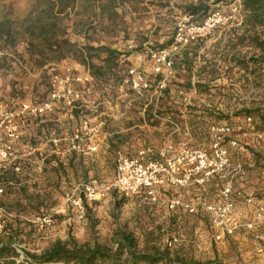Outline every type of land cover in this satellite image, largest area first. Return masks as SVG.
<instances>
[{
	"label": "rangeland",
	"instance_id": "1",
	"mask_svg": "<svg viewBox=\"0 0 264 264\" xmlns=\"http://www.w3.org/2000/svg\"><path fill=\"white\" fill-rule=\"evenodd\" d=\"M81 1H78L75 9L58 15L51 0H0V50L5 63L2 66L13 67L12 62H15L17 74L26 78L21 83L27 81L31 84V88L25 91L21 86L19 92L48 97L52 77L62 74L67 66L75 72L89 71L81 63V50L86 45H107L122 56L129 53L131 60L123 56L119 60L121 65L110 70L108 68L105 74L93 77L96 80L94 92L113 100L126 99L125 103H119V108L128 111L129 127L133 126L134 121L137 124L139 121L142 127L115 135L120 145L105 150L102 160H83L63 170L65 176H70L67 178L69 182L60 185L54 182L49 190H45L40 182L31 185V188L17 190L7 185L5 192L0 194V211L3 212L0 220H5V226L7 224L11 230L8 234L0 235V242L9 244L13 240L14 248L23 255L27 252L41 253L57 239L67 240L70 235L79 243L97 242L116 249L120 234L124 231L133 234L136 251H167V258L175 261L154 264H181L182 260L190 264H264V260H258L253 255L250 239L230 238L222 243L215 242L209 229L199 226L201 221L198 217L168 209V197L162 196L160 203L150 204L142 202L138 197L124 196L112 186L117 161L121 156H137L144 151L148 160L155 159L172 139L175 142L185 141L181 134L174 132L169 120H176L182 126L189 127L192 136L196 133L201 142L207 143L209 140L204 131L210 118L215 116L217 110L214 105L219 104V97L226 95V103H230L228 98H233L235 94L232 93L236 91L241 105L247 104L251 109L264 108V63L255 64L249 59L259 54V50L255 53L251 46L245 48L247 52L243 57H247L249 62L247 70L231 68L228 59L225 61L221 58L232 54V49H228L226 43L230 29L240 26L242 22L244 12L240 6L241 0L230 4L218 0H118L116 15L113 13L111 17L101 15L100 0L93 7L90 6L87 12H84ZM190 6L205 9L199 12L200 15L220 12L230 18L216 25L211 33V36H218V57L214 56L215 50L211 48L215 43L211 42L215 41V38L210 39L211 36L200 43L191 44L195 48L188 51L186 47L177 50L174 55V74L164 87L169 88L166 94V90L160 91L158 88L157 82L162 76L153 71L149 51L171 45L173 35L178 25L185 20ZM55 39H60V46H63L66 53L62 58L58 53L49 52L51 42H55ZM130 46L134 52L132 55ZM40 51L48 53V58L42 56ZM93 55L94 63L102 65L106 53ZM130 67L137 68L149 80L150 87L142 94L137 93L129 82ZM217 78L220 79L218 86L215 81ZM198 80L207 87L200 89L187 86L188 81L195 83ZM227 80L233 81L234 86L229 85ZM135 111H141L142 118L134 116ZM84 115L86 113L82 115V120L85 119ZM254 119L259 121L257 117ZM242 120L240 116L239 121ZM118 121L125 119L106 120V124L117 127L120 125ZM95 127L98 131H95L94 140L98 147L100 127ZM240 139L244 143H252L253 140L248 135H242ZM190 144L200 143L193 141ZM249 147L253 151L250 156L255 158L249 180L255 183L264 169V164H261V161L264 162V140ZM10 177L12 175H6V178ZM4 180L1 178L0 182ZM70 180H75V187L92 183L96 188V199L89 202V211L84 220L78 221L75 217L70 220L72 214L60 210L65 192L74 189ZM196 193L186 194L182 190L173 192L185 200L195 198ZM206 195L208 201H213L216 192L211 189ZM20 211L28 213V218L25 216L20 219L17 214ZM43 213L53 214V227L39 229L36 226L34 220ZM127 258L126 255L122 256L125 261L121 264H134Z\"/></svg>",
	"mask_w": 264,
	"mask_h": 264
},
{
	"label": "built area",
	"instance_id": "2",
	"mask_svg": "<svg viewBox=\"0 0 264 264\" xmlns=\"http://www.w3.org/2000/svg\"><path fill=\"white\" fill-rule=\"evenodd\" d=\"M228 18L230 16L214 12L201 23H193L191 17L186 15L185 20L178 25L169 47L149 51L153 71L162 76L157 82L160 91L174 74V55L177 50L209 38L216 25ZM128 72L129 82L137 93L142 94L150 87L147 77L137 68L130 67ZM52 80L47 99L24 102L20 116H45L54 110L56 102L66 101L71 104L80 100L84 91L79 90V86L87 85L93 77L89 71L75 72L67 66L62 74L55 75ZM227 82L234 86L233 81ZM232 94L235 95L228 98L230 103H226L227 97L224 95L219 97V104L214 105L218 112L215 111V116L210 118L204 131L209 140L207 143L192 145L172 139L155 159L148 160L144 151L137 156H121L117 161L112 186L124 196L138 197L150 204L160 203L162 196L168 197V209L198 217L202 227L205 226L212 233L215 242L222 243L230 238L250 239L253 255L258 260H264V169L255 185L249 180L255 165V158L250 156L253 151L249 146L260 144L264 140V131L256 130L252 116L244 115L243 120L239 121L240 117L233 115L239 97L236 91ZM221 114L230 116L221 121L217 118ZM13 118V111L0 101V127L9 128L10 137H15L17 130L13 124L7 126ZM169 123L175 133L185 131L191 134V129L178 121L171 119ZM95 128H91L89 121L84 119L82 127L74 136L73 149L95 152L98 148L94 140L98 129ZM242 135L251 136L252 143H244L240 139ZM14 158L15 152L11 145H0V171L7 169ZM261 164L264 162L261 161ZM211 189L215 190L216 195L213 201H208L206 194ZM181 190L186 194L197 193L195 198L185 200L173 194ZM3 192L4 189L0 187V194ZM94 199L95 186L92 183L80 184L65 193L61 208L72 214L70 220H74V217L78 221L84 220L87 215L86 205ZM0 214L3 212L0 211ZM34 223L39 229H49L54 226L55 217L52 213H43L36 217ZM4 228L5 220H0V232ZM19 254L20 259L24 258L23 253Z\"/></svg>",
	"mask_w": 264,
	"mask_h": 264
},
{
	"label": "crops",
	"instance_id": "3",
	"mask_svg": "<svg viewBox=\"0 0 264 264\" xmlns=\"http://www.w3.org/2000/svg\"><path fill=\"white\" fill-rule=\"evenodd\" d=\"M213 38H215V41L211 40V42L215 43L211 48L215 50L214 56L218 57V36H211L210 39ZM130 48V54L132 55L134 52L131 46ZM1 52L0 50V101L14 113V118L11 123H7V126L10 124L11 127L13 124L17 130L14 133L16 136L10 137L9 128L0 127V145H11L15 152V158L9 162V168L12 170L11 174L14 175V179L10 181V184L14 190L31 188V185H38L39 182L45 190H49L53 187L52 183L54 182H59V185L60 183L69 182L67 178L70 176H65L63 170H68L69 167H73L83 160H102L105 150L120 145L118 136L115 135L125 133L131 128L142 127L139 121L138 124L134 121L133 126L129 127L128 111L124 110V112L119 108V103H125L126 99L117 98V100H113L111 97H101L95 94L94 81L96 80L94 78L87 85L79 86L84 91L80 100L71 104L66 101L56 102L54 110L45 116H20V110L24 102H40L47 99V95L19 92V89L24 88L25 91L26 88H31V84H28L27 81L21 83L25 76L20 77L17 74L18 68L15 62H12L13 67L2 66L5 63ZM123 56L125 59L131 60L129 53ZM215 81L218 85L220 79L217 78ZM21 86L23 87L21 88ZM96 104H98L97 108ZM84 113H86L84 118L89 121L91 128L96 125L100 127V134L97 139L98 151L96 152L74 150L72 147L75 142L74 136L83 125L82 115ZM134 116L140 119L143 115L141 111H135ZM120 118H124L125 121H118L120 125H117V127H110L108 123L106 124V120H118ZM130 118H132V115ZM189 134L185 131L181 133L184 142H201L196 133H193V136ZM70 182L72 186L75 185V180H70ZM54 196L57 197L58 195L54 194ZM58 198L61 199L59 196ZM62 200L64 201V197H62ZM63 201L61 202L63 203ZM60 210L63 211L62 208ZM17 214H19L20 219L28 218V213L23 211ZM199 226L201 227L200 222Z\"/></svg>",
	"mask_w": 264,
	"mask_h": 264
},
{
	"label": "trees",
	"instance_id": "4",
	"mask_svg": "<svg viewBox=\"0 0 264 264\" xmlns=\"http://www.w3.org/2000/svg\"><path fill=\"white\" fill-rule=\"evenodd\" d=\"M79 0H51L54 4V11L56 14L61 15L67 13L69 10H73L76 7V4ZM98 0H82V7L84 12H87ZM219 2H227V4L233 3L236 0H218ZM101 4L99 5L101 15H108L109 17L116 15L115 9L117 8L118 0H100ZM240 6L244 12L242 15V22L240 26H234L230 29L228 34V40L226 45H228V49H232V54L223 55L221 58L225 61L228 59L231 68H242L243 70H247L249 68V62L247 61V57H243L246 55L248 46H251L257 53L259 50V54L252 55L249 57L251 61L255 64H263L264 63V0H241ZM56 9V10H55ZM201 10L200 6H190L187 9L186 15L191 17V22L193 23H201L210 13H205L204 15H200L199 12ZM94 15V14H93ZM94 17V16H93ZM60 39H55V42H51V47L49 52H53L54 54H60V58L66 54L64 52L63 46H60ZM57 44H59L58 47ZM54 47L56 49H54ZM164 47V46H161ZM239 47L241 49H239ZM61 48V49H60ZM191 48L190 45L186 47L188 51ZM81 55V63L86 65L89 69V73L92 77L95 78L96 75L105 74L106 69H112L113 67H117L121 63L119 60L122 55L117 50L112 49L110 46L101 45L99 47H95L93 45H86L82 50ZM102 52L106 53L105 59H103L102 65L95 64L92 60L93 54H101ZM237 52V53H233ZM243 52V55H241ZM45 58H48V53L39 52ZM221 56V53H220ZM59 57V56H58ZM220 58V59H221ZM221 59V60H222ZM178 59H176L177 62ZM257 85V84H256ZM187 86L189 88H206L207 86L201 83V80L196 81H188ZM166 90V94L169 92V88L163 89ZM237 106L233 112L234 116H252L259 118V121H255V128L258 131H264V108L255 107L251 109L247 104L241 105L240 100L238 99L236 102ZM230 115L221 114V116L217 117L218 120H226ZM0 171V180L4 178V181L0 182V187L4 189L10 184V181L14 179V175H12V170L9 168ZM12 175L10 178H6V175ZM3 183L4 185H2ZM11 185V184H10ZM3 192V193H4ZM91 201L90 203H92ZM89 202L86 205L87 213L89 211ZM120 203V202H118ZM1 207V206H0ZM10 228L6 224L1 234H8L10 232ZM121 238L117 244L116 249H113L107 245L101 243H79L73 236H69L67 240L57 239L44 249L41 253H24V258L19 259V252L13 246V240H10L9 244H4L0 242V264H121L123 261L122 256L126 255L131 260L132 263L137 264L139 262L154 264L160 261H170L175 262L167 258V251L158 252L157 250L152 253H142L138 252L135 249L136 240L131 233H127L122 231L120 234ZM181 264H190L186 260H182Z\"/></svg>",
	"mask_w": 264,
	"mask_h": 264
}]
</instances>
